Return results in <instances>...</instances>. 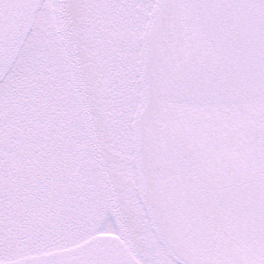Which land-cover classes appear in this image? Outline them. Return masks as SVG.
<instances>
[{
	"label": "snow or ice",
	"instance_id": "obj_1",
	"mask_svg": "<svg viewBox=\"0 0 264 264\" xmlns=\"http://www.w3.org/2000/svg\"><path fill=\"white\" fill-rule=\"evenodd\" d=\"M0 264H264V0H0Z\"/></svg>",
	"mask_w": 264,
	"mask_h": 264
}]
</instances>
